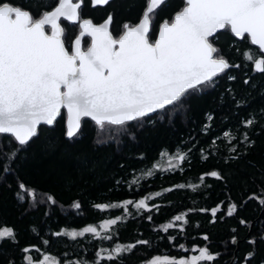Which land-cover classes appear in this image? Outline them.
Masks as SVG:
<instances>
[{
  "label": "trees",
  "instance_id": "16d2710c",
  "mask_svg": "<svg viewBox=\"0 0 264 264\" xmlns=\"http://www.w3.org/2000/svg\"><path fill=\"white\" fill-rule=\"evenodd\" d=\"M11 2L38 16L51 11L58 0ZM147 5L148 0H112L94 7L92 0H82L80 16L101 23L111 15V31L119 36L125 23L133 26L140 21ZM182 7L183 0H166L151 14L153 40L160 24L171 21ZM61 23L70 50L80 29L78 23L70 25L63 19ZM88 43L85 38L84 44ZM214 46L230 64L239 67L217 76L214 86L188 95L182 106H168L142 120L103 129L84 118L71 138L67 137L63 110L52 126L42 125L26 145L0 135V227H12L16 233L15 243H0V264H26L27 253L22 251L26 247L36 259L48 254L61 264L94 261L99 259L97 252L105 257L115 255L117 246L137 241L149 243L136 244L130 252L99 264H147L157 256L186 258L200 247L220 253L215 261L201 264H228L221 253L233 256L235 252L239 260H245L252 245L249 241L256 236L258 248L248 264H264V205L260 204L264 199V73L257 72L244 56L249 50L254 58L263 53L228 31L217 34ZM249 119L254 125L246 126ZM165 153L185 154L186 158L176 169L142 174ZM212 171L221 179L206 175ZM21 183L43 200H33L20 189ZM146 197L148 207L137 209L135 204ZM126 200L133 204L127 209L119 206ZM76 202L78 209L73 207ZM233 204L236 211L229 216ZM217 207L213 217L211 210ZM177 215H184L187 222L176 221ZM115 218H119L117 223L98 237L86 233L72 240L56 235L89 225L100 227ZM170 223L173 227L165 231ZM233 236L236 244L231 243Z\"/></svg>",
  "mask_w": 264,
  "mask_h": 264
},
{
  "label": "snow or ice",
  "instance_id": "6c2138e0",
  "mask_svg": "<svg viewBox=\"0 0 264 264\" xmlns=\"http://www.w3.org/2000/svg\"><path fill=\"white\" fill-rule=\"evenodd\" d=\"M165 2L149 0L140 21L134 26L125 23L122 34L117 37L110 31L111 15L99 25L91 19L81 20L78 10L82 0L76 3L58 0L51 11L44 10L38 16L14 5L11 0H0V135H8L19 145H26L37 135L39 125L54 124L61 115V109L67 110V136L73 137L84 117L103 129L105 125L124 126L130 121L142 120L168 106H182V100L188 95L201 91L203 87L214 86L217 76L230 67H239L230 64L214 46V40L221 31H228L241 41L247 40L250 45L257 46L259 53H264V0H183L182 9L174 14L171 21L164 20L160 24L153 40L150 37V14ZM108 3L109 0H92L93 6ZM62 19L70 25L79 21L80 32L71 50L65 46ZM85 36L91 38L86 48L82 47ZM244 56L253 62L257 72L264 73V58H254L251 50ZM245 123L252 126L255 121L249 119ZM224 135L229 136V133ZM185 158V154L175 157L181 162ZM175 166L179 167L178 164ZM148 175L152 173L148 172ZM206 175L221 179L216 171ZM19 187L35 200L34 190L27 189L23 183ZM20 199L24 196L21 195ZM147 199H140L135 207L147 208ZM48 200L55 203L51 196ZM130 204L133 201L126 200L119 206L127 209ZM260 204L264 205V199ZM73 207L78 209L80 204L76 202ZM96 207L103 209L108 205ZM236 207L231 205L227 215L231 216ZM218 211V207L213 208L212 216L215 217ZM148 218L151 219L150 216ZM117 219L105 221L101 228L109 230ZM174 219L185 221V216L177 215ZM240 223L246 221L241 220ZM172 227L171 223L168 224L165 231ZM86 233L99 236L97 229L91 226L56 235L75 240ZM203 239L207 240L208 236ZM5 240L16 242L12 227H0V243ZM237 242L233 236L231 243ZM249 243L254 244L255 241L250 240ZM136 244L117 246L113 250L115 255L106 257L97 252L99 259L94 261H66L65 264H99L100 260H115L133 250ZM179 247L184 249V245ZM22 251L29 253L32 249L26 247ZM198 252L190 258L157 256L149 264H201L203 261H215L220 255L211 253L208 247H200ZM252 255L249 252L245 261ZM26 260L27 264H58L49 255L39 260L29 255Z\"/></svg>",
  "mask_w": 264,
  "mask_h": 264
},
{
  "label": "rangeland",
  "instance_id": "374dc122",
  "mask_svg": "<svg viewBox=\"0 0 264 264\" xmlns=\"http://www.w3.org/2000/svg\"><path fill=\"white\" fill-rule=\"evenodd\" d=\"M49 31V30H48ZM177 155L176 154H167V153H165V154H163L162 156H161V158L155 163V165L153 166V167H151V168H149L148 170H146L145 172H143L142 174L143 175H148V172H151L152 174L153 173H155V172H157L159 169H161L162 171H165V170H169V169H176V168H178V167H176L175 165H179V163H180V161H178L177 159H175V157H176ZM170 161H171V163H170ZM142 175V176H143ZM35 199H40V200H43V196H39V195H37L36 193H35ZM116 219V218H115ZM105 223V222H104ZM104 223H102V224H104ZM101 224V225H102ZM101 225H100V227H96V226H94V225H89V226H91V227H95L96 229H97V231L98 232H101V231H104V229L103 228H101ZM89 226H86V227H89ZM83 229V228H82ZM82 229H72V230H68V231H73V230H75V231H81ZM198 249L199 248H195V250H194V252L189 256V257H186V258H190L191 256H195V255H198L199 254V252H198ZM29 255H31L30 253H27L26 255H25V263L27 264V260H26V256H29ZM45 255H48V254H45ZM32 256V255H31ZM43 256L44 255H42L41 257H39V258H37L38 260L39 259H42L43 258ZM50 256V259L52 260V261H57L58 262V264H61L59 261H58V259H56L55 257H53L52 255H49ZM159 257H161V258H163V257H169V258H173V257H170V256H159ZM155 258V257H154ZM36 259V258H35ZM153 259V258H152ZM151 259V260H152ZM177 259H179V258H177ZM150 260V261H151ZM149 261V262H150ZM149 262L147 263V264H149ZM204 262V261H203ZM202 263V262H201Z\"/></svg>",
  "mask_w": 264,
  "mask_h": 264
},
{
  "label": "flooded vegetation",
  "instance_id": "af4514ba",
  "mask_svg": "<svg viewBox=\"0 0 264 264\" xmlns=\"http://www.w3.org/2000/svg\"><path fill=\"white\" fill-rule=\"evenodd\" d=\"M148 3H149V0H148ZM146 10V9H145ZM151 15V14H150ZM153 19V18H152ZM153 21V20H152ZM151 24H152V22H151ZM134 26V25H133ZM48 28V27H47ZM47 30V29H46ZM48 31V30H47ZM50 32V31H49ZM122 34V33H121ZM115 36V35H114ZM118 37V36H117ZM85 38H87L88 39V41H89V43H88V45H90V42H91V38L90 37H85ZM84 38V39H85ZM84 39H83V47L84 48H86L88 45H85L84 44ZM257 47V46H256ZM71 50V49H70ZM263 55V56H262ZM261 56H259V58H264V53L262 54ZM262 239H264V234H262V237H261ZM259 239V237L258 236H256V237H252V239L251 240H254L255 241V243L253 244L252 243V245H251V248L249 249V252H251V253H253V255L250 257V259L246 262L245 260H239V258L237 257V259L236 260H234L233 258H234V256H235V252L233 253V256H231L230 254H226V253H224V252H222L221 254L224 256V258H226L223 262L225 263V262H228V264H230V262L232 261V259H233V263H231V264H248L249 262H251V260L253 259V257L256 255L255 254V249L256 248H258V246L256 245V241Z\"/></svg>",
  "mask_w": 264,
  "mask_h": 264
},
{
  "label": "water",
  "instance_id": "95a60500",
  "mask_svg": "<svg viewBox=\"0 0 264 264\" xmlns=\"http://www.w3.org/2000/svg\"><path fill=\"white\" fill-rule=\"evenodd\" d=\"M111 1H112V0H109V2H111ZM76 2H80V0H79V1H74V0H73V3H76ZM92 5H93V4H92ZM105 5H106V4H105ZM105 5H95L94 7H98V6H102V7H103V6H105ZM161 5H162V4H161ZM161 5H159L157 8H159ZM157 8H156V9H157ZM156 9H154V11H155ZM146 10H147V9H146ZM78 11H79V13H80V9H79ZM80 17H81V16H80ZM84 19H91V18H84ZM81 20H83V19H81ZM91 20H92V19H91ZM92 21H93V20H92ZM103 22H104V21H103ZM77 23L79 24V21H78ZM93 23L96 24V25H99V24H100V23H95L94 21H93ZM101 23H102V22H101ZM61 24H62V23H61ZM62 26H63V25H62ZM47 27H48V26H46V29H47ZM150 30H151V28H150ZM110 31H111V25H110ZM78 35H79V34H78ZM85 37H87V36H85ZM85 37H84V38H85ZM84 38H83V39H84ZM83 39H82V47H83ZM237 39H238V38H237ZM74 40H75V39H74ZM73 45H74V41H73ZM73 45H72V46H73ZM66 48H67V47H66ZM63 110L66 112V127H67V110H66V109H61V113H62ZM58 118H59V116L57 117V119H58ZM84 118H88V117H84ZM84 118H82V119H84ZM57 119H56V120H57ZM89 119H90V118H89ZM81 121H82V120H81ZM55 122H56V121H55ZM55 122H54V123H55ZM42 125H45V124H41V125H39V126H38V129H37V132H38L39 128H40ZM47 126H52V125H47ZM79 130H80V129H79ZM77 133H78V132H77ZM67 137H68V136H67ZM68 138H71V137H68ZM236 257H237V255H236V253H235L234 260L237 259Z\"/></svg>",
  "mask_w": 264,
  "mask_h": 264
}]
</instances>
